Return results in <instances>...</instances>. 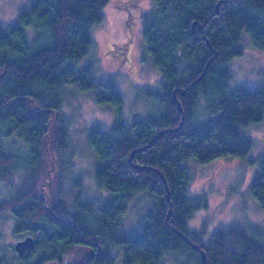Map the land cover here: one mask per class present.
<instances>
[{"label": "trees", "instance_id": "trees-1", "mask_svg": "<svg viewBox=\"0 0 264 264\" xmlns=\"http://www.w3.org/2000/svg\"><path fill=\"white\" fill-rule=\"evenodd\" d=\"M109 2L34 0L15 22L0 25V181L12 185L13 177L20 176L26 185L29 178L37 179L48 124L59 114L66 86L91 92L119 115L108 131L97 128L88 136L96 158L95 182L108 198L101 204L90 200L78 179L69 205L61 199L55 209L64 213L59 216L34 189H7L0 198V216L10 211L15 232L32 234L35 245L17 259L0 254V264L58 263L76 245L93 243L97 236L108 251L118 248L125 264H159L168 254L179 263L183 257L181 264H205L181 233L204 250L207 264H264L259 225L220 229L209 243L189 230L193 212L207 204L192 197L193 174L183 164L187 159L208 164L245 157L252 150L243 133L264 121V88H231L230 61L243 53L244 29L256 47L264 48V0H154L143 36L164 78L160 88L148 92L160 106L149 119L130 125L121 117L119 88L99 82L91 65H73L91 48V28L103 20ZM60 131L66 141V123ZM17 144L25 152L12 147ZM255 162L251 192L264 209V152ZM70 172L73 167L64 173L67 180ZM139 193L151 210L133 233L122 234L123 217ZM113 257L103 264H111Z\"/></svg>", "mask_w": 264, "mask_h": 264}, {"label": "rangeland", "instance_id": "rangeland-1", "mask_svg": "<svg viewBox=\"0 0 264 264\" xmlns=\"http://www.w3.org/2000/svg\"><path fill=\"white\" fill-rule=\"evenodd\" d=\"M33 2L34 0H0V25L7 26L15 22L19 12ZM153 6L154 0H110L103 10V20L91 28V48L85 56L73 63L77 69L91 65L99 82H111L119 88L124 96L121 117L129 125L138 120H147L159 111V101L148 92L160 88L164 78L153 64L143 36L144 18ZM125 43L130 48V62L126 64L110 50L113 44H116L117 50H122ZM240 48L243 53L230 61V87L263 89L264 48L256 47L245 29L241 33ZM66 87L68 89L64 91L59 114H53L48 124L41 153L43 168L37 179L29 178L25 181L26 185L22 184L20 176L13 177L12 185L7 181H0V198L6 195L4 191L9 188L22 186L31 192L34 189V194L46 202L51 213L59 216H64V213L55 209L61 199H65L67 204L72 200L78 179L81 181V189H84L90 200L101 204L108 198V192L97 187L95 182L96 158L88 144V136L93 129L108 131L119 116L114 106L99 104L91 92L78 91L76 86ZM60 115L64 120L59 118ZM62 122L67 125V142L60 136ZM243 136L253 144L251 152L245 157L220 158L208 164L187 159L183 163L193 174L190 189L192 197L195 201H206L207 204L193 212L188 220V228L196 232L205 243H209L218 230L231 226L259 225L264 229V209L251 192L258 169L257 163L252 161H257L264 152V121L246 128ZM12 147L22 146L17 144ZM21 149L20 152H25V147ZM71 167L73 172L68 177L74 174L76 178L73 180L71 177L72 181L64 176ZM138 196L131 202L123 217L122 234L133 233L151 210L147 197L141 196V193ZM15 224L16 220L10 211L7 210L0 216V254L17 259L20 254L12 253L16 243L33 235L16 233ZM107 250L97 236L93 243L76 245L64 254L61 261L52 264H89L91 258L94 264L107 263L104 258ZM109 252L114 256L111 264H125L118 248ZM176 259V256L168 254L159 264H181L184 261L183 257L180 263Z\"/></svg>", "mask_w": 264, "mask_h": 264}, {"label": "water", "instance_id": "water-1", "mask_svg": "<svg viewBox=\"0 0 264 264\" xmlns=\"http://www.w3.org/2000/svg\"><path fill=\"white\" fill-rule=\"evenodd\" d=\"M175 99H176V95H175ZM179 106H180V104H179ZM164 132H165V131H161L159 134H162V133H164ZM159 134H158V135H159ZM135 166L138 167V168H141V166H139V165H135ZM166 185H167V184H166ZM181 235H182V236H183L188 242H190V243H191V244H192L197 250H199V251L201 252V255H202V258H203V262H204L205 264H207L206 259H205V252H204V250L201 249L197 244H195V243H193L191 240H189V238L186 237L183 233H181ZM34 245H35V240H34V238L31 237V236H28L27 238L18 241V242L16 243L15 248H16L17 252H18L20 255H23V254L26 253V251L31 250V249L34 247Z\"/></svg>", "mask_w": 264, "mask_h": 264}, {"label": "flooded vegetation", "instance_id": "flooded-vegetation-1", "mask_svg": "<svg viewBox=\"0 0 264 264\" xmlns=\"http://www.w3.org/2000/svg\"><path fill=\"white\" fill-rule=\"evenodd\" d=\"M111 52L113 53H116V52H120L119 53V58L122 59L123 61H125V64L127 62H130V57H129V54H130V48H129V45H127V43H125V47L121 50V51H118L116 49V46L113 44L112 47H111ZM94 252V251H93ZM109 255V256H108ZM107 257H113L112 253L107 250V253H106V256L104 258H107ZM93 261V258L90 259V263ZM89 263V264H90Z\"/></svg>", "mask_w": 264, "mask_h": 264}]
</instances>
